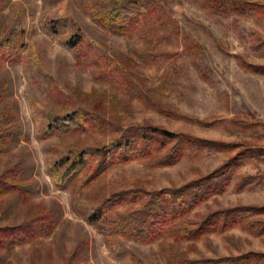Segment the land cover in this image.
Listing matches in <instances>:
<instances>
[{
    "label": "rangeland",
    "instance_id": "obj_1",
    "mask_svg": "<svg viewBox=\"0 0 264 264\" xmlns=\"http://www.w3.org/2000/svg\"><path fill=\"white\" fill-rule=\"evenodd\" d=\"M129 1L134 0H11L0 15V39L11 35L16 21L30 26L24 51L28 63L0 69V176L8 172V180L18 187L0 197V224H23L40 211L51 212L57 221L50 234L0 252L3 264H133L134 257L144 264H179L177 251L188 250L191 260L264 252V230L247 223L212 233L195 246L183 242L177 247L170 238L152 244L118 239L109 246L99 224L88 220L93 202L106 198L113 209L112 200L119 194L128 195L129 200L118 210L135 209V217L160 205L188 209L180 220L188 227L228 207L264 206V156L260 154L264 74L245 70L237 57L264 63L255 46L264 39V18L252 13L227 14L203 0H143L159 3L167 11L166 25L157 37V50L166 56L161 62H145L143 57L153 53V47L142 31L111 32L97 24L90 11V7L106 9ZM63 15L68 25L58 28L51 21ZM50 26L53 33L46 30ZM75 32L101 51L124 54L128 62L130 58L134 69L130 85L120 88L96 80L93 57L78 59L66 44ZM48 77L67 96L74 95V89L91 95L78 103H103L116 112L119 131L107 136H45L47 117L62 110L47 87ZM37 109L42 116L39 122ZM141 124L210 140L248 143L251 157L232 162L236 165L232 172L209 181L201 179L212 175L232 154L199 148L165 167L156 166L152 159H133L110 168L86 187L81 183L56 186L51 168L58 153L53 146L77 150L105 139L128 141ZM163 152L165 148L155 154ZM225 178L230 179L229 186L193 206L208 187L222 188ZM191 183L195 186L187 188ZM247 215L250 221H264V212L248 211Z\"/></svg>",
    "mask_w": 264,
    "mask_h": 264
},
{
    "label": "trees",
    "instance_id": "obj_2",
    "mask_svg": "<svg viewBox=\"0 0 264 264\" xmlns=\"http://www.w3.org/2000/svg\"><path fill=\"white\" fill-rule=\"evenodd\" d=\"M10 1L0 0V15ZM203 2L227 14L252 13L264 18V0H203ZM90 11L95 22L111 32L131 35L142 31L153 47V53L147 55L146 58L143 57L145 62H161L166 56V52L157 50V37L162 34L167 22V11L163 5L134 0L106 9L90 7ZM53 20L58 28L67 26L69 22L67 16L64 15L52 19L51 22ZM29 27L26 21H16L11 35L0 39V69L6 64L28 63L29 58L24 54V51ZM46 30L53 33L51 26ZM66 44L74 50L78 59L93 57V64L98 68L96 80L120 88L128 87L132 82L133 76L130 70H134L133 64L129 57L128 62L124 54L110 55L101 51L79 32L70 35ZM255 46L264 56V39L258 40ZM237 57L245 70L264 74V63H253L246 61L241 56ZM47 80V87L54 95V99L61 105L62 110L47 117V123L44 126L45 136L71 137L78 134L107 136L119 131L121 124L116 112L110 111L103 103H95L92 106L78 103V100H84L91 95L74 89V95L67 96L56 85L53 78L48 77ZM36 119L38 122L42 121L39 109H37ZM234 123L238 124L239 122L235 121ZM207 147L232 155L228 162L217 168L212 175L201 179L202 181H209L212 176L232 172L236 168V165L232 166V162L251 157L248 152L252 146L248 143L210 140L189 133L169 132L162 127L141 124L136 127L134 136L128 141L119 138L109 141L105 139L101 144H88L77 150L63 145L53 146L58 157L52 163L51 173L59 188L79 183L86 187L101 178L110 168L133 159L148 158L152 159L158 167L173 166L182 161L191 150L198 151L199 148ZM162 148H165V152L156 156L155 151ZM260 150V154L264 156V146ZM7 173L0 176V197L18 190V187L8 180ZM84 180H86L85 183H83ZM194 184L187 185V188H193ZM230 184V179L225 178L222 188L208 187L204 195L196 197L193 206L198 205L212 194L221 193ZM237 188L241 189L242 185L239 184ZM128 200V195L119 194L112 200L113 209L106 198L97 203L93 202L89 208L88 220L99 224V230L105 236L109 246L114 245L118 239L152 244L162 243L168 238L172 239L173 244L177 247L183 242L195 246L202 238L212 233H223L244 223H247L250 228L257 225L261 230H264V221H250L247 215L248 211L263 213L264 206L228 207L212 212L194 227H188L184 223H180V220L186 217L188 209L177 210L170 204L160 205L148 208L142 217H135L133 215L135 209L126 212L118 210ZM56 224L57 221L52 213L43 211L35 214L33 218L23 224H0V252L10 251L16 244H24L44 234H50ZM256 232V234L260 233ZM188 254V250L177 251V262L179 264H264V252L261 251H248L217 259L195 260L189 259ZM0 264H3L1 258ZM133 264H144V262L138 257H134Z\"/></svg>",
    "mask_w": 264,
    "mask_h": 264
}]
</instances>
